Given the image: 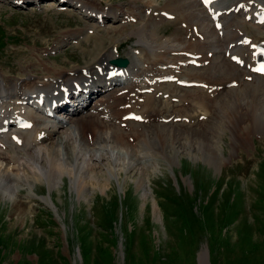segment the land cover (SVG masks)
Returning <instances> with one entry per match:
<instances>
[{
	"label": "rangeland",
	"instance_id": "obj_1",
	"mask_svg": "<svg viewBox=\"0 0 264 264\" xmlns=\"http://www.w3.org/2000/svg\"><path fill=\"white\" fill-rule=\"evenodd\" d=\"M132 1L87 3L100 6L107 2L128 10L134 7ZM154 1L169 9L181 5L177 0ZM53 2L25 8L0 2V73L4 78L8 75L18 81L29 74L46 73V66L55 74L96 62L93 54L100 46L93 49L94 40L76 45L71 39L60 41L64 35H76L75 30L85 34V28L95 22L74 8L60 12ZM130 12L143 18L137 16L139 11ZM125 25L108 23L86 37L102 41V51H110L120 38L123 55L137 38L122 37L123 28L139 30L138 24ZM154 25L149 29L157 36L164 33L162 39L177 34L173 33L174 20ZM169 38L158 42L166 44ZM57 43L59 52L41 54ZM222 58L218 62L227 61ZM206 68L201 74L211 78ZM242 78L238 87L225 89L212 103L197 96L188 98V106L199 109L191 115L205 114L206 105L212 110L210 118L197 127L172 122L147 127L135 124L132 130L145 132L141 139L127 141L129 147L109 143V150L100 148L103 144L86 147L74 120L69 119L67 127L58 128V135L69 134L70 127L78 133L70 141L81 150L77 159H66V148L59 145L60 154L53 159L38 154L39 146L43 150L46 146V152L53 148L57 134L45 145L3 150L0 173L17 179L9 181L6 196H0V264H264V111L251 120L247 101L253 92L241 86ZM43 87L47 86L36 90ZM177 89L173 90L177 93ZM258 96L256 108L264 105V90ZM84 118L76 119L85 122ZM83 128L82 136L88 139L90 133L85 131L94 129L88 124ZM134 131L124 132L128 136ZM118 150L120 158L115 156ZM98 151L106 156L100 158ZM92 152L99 158L92 160ZM89 163L95 166L90 168ZM247 250L250 258L242 255Z\"/></svg>",
	"mask_w": 264,
	"mask_h": 264
},
{
	"label": "bare ground",
	"instance_id": "obj_2",
	"mask_svg": "<svg viewBox=\"0 0 264 264\" xmlns=\"http://www.w3.org/2000/svg\"><path fill=\"white\" fill-rule=\"evenodd\" d=\"M169 1H171V0H169ZM172 1H174V0H172ZM177 1L179 3H181V5L172 9L174 11V13L176 14V17L178 19H180L181 21H186L189 25H192L191 27H193L194 25H197L199 28V31L201 33H203V36H205V39L203 41H199L196 38L194 41H190V42L186 43L185 46L181 47V44L183 43L180 41L182 39V36L180 35V32L177 31V34H175L174 38L170 37L169 40H167L166 44H164L163 46H160V45H162V44H160L162 41L158 42L160 40V38L158 39L157 33L155 31H152V29L151 30L149 29L153 23L151 21H148V23L146 25L143 24V30L141 28H139V30L136 29V32L133 31V33L135 32V34L140 35L139 42H143L144 43V44L142 43L143 45L146 44V45H149L151 49H153V48L155 49V51L153 50L154 56L147 54V52H145L147 55H143V53H142V55L139 56L137 58V60H135L134 58H131L129 66H131L133 69L137 68L139 70V72H138L139 76L140 75H146L148 72H151V71H159V69L155 68L157 63L159 61L164 60L168 56V54H170V53L175 54L176 50H183V51L186 50V51L197 53V52H201L203 49H207V50H214L216 52V54L212 57V60L209 62V65L202 68V69H205L207 67L206 71L208 74L211 75L210 76L211 78L205 77L204 73L201 74L202 73L201 72L200 74L196 75L197 79L191 78V77H188V78L185 77L186 79L196 80V81H204L205 83H208V82L209 83H216L217 82L216 78L222 77V79H219L221 81L223 80L222 83L229 82L232 80L240 81L241 75L243 77L245 74V73H243V71L240 68L236 67L235 65L231 64L228 61H225L224 63L217 61L218 50L222 47V43L219 42L221 40H219V37L214 32V30H212L213 33L210 31V29L212 28L211 24L209 23V19L207 18L206 14L203 13L202 9L200 7L198 8V6H200L198 1L197 0H177ZM255 1H258V2L264 4V0H255ZM146 4L147 3L145 2L143 5H146ZM149 5H152V6L155 5V4H153V0H150ZM189 7H192L193 12H189L190 11ZM162 9H165V8L162 7ZM168 10H171V9H168ZM173 11H171V12H173ZM186 11H188V12H186ZM133 16H135V15H133ZM137 16H140V13H137ZM238 24L240 26H242V28L247 32V34L250 33L249 34L250 36H256V33H255L256 28L255 27H251L248 25V23L243 22V21L239 22ZM125 26H123V27H125ZM187 27H188V25H187ZM123 29H125V28H123ZM146 29L148 30V33H147ZM193 36H195L194 33L190 36L191 40L193 39ZM227 36H228L227 37V41H228V40L233 39L236 35L234 32L230 31ZM183 37H184V35H183ZM88 38H90L91 40H94L95 45H94L93 49H95L97 45L100 46V48L96 51L97 52L96 55L93 54L94 60L96 62L93 64L91 63L90 66H88L89 64L85 65V66H87V68H89L88 72L91 73L95 69V67L97 66L94 64L100 63L98 65H104L103 61L112 58L115 54L111 51H104V50L102 51L101 46H102L103 42L102 41L95 42L96 40H98L97 38H95V37H88ZM217 43H218V45H216ZM171 47H173V48L171 49ZM137 48H139V47H137ZM93 49L91 50V52L93 51ZM140 50L143 51L142 48ZM101 52H102V54H101ZM99 57H101V58H99ZM180 57L181 56L174 55L175 59L180 58ZM147 60L149 61V66H146L144 68L143 64L145 62H147ZM172 63H174V62H172ZM139 64H141V66H139ZM58 70H59V68H58ZM72 70H74V69H70L67 72L61 71L59 73L55 72V74L52 72V74L45 75V76H47V81H43V80L42 81H36V80L30 79L29 81L23 80L22 82H18L19 80L18 81L17 80L12 81L11 79L3 77L4 79H2V82L8 84L7 89L9 90V93L11 95H14L17 99H24L25 96L28 94V91H30V92L36 91L39 93L43 92V91L53 92L54 90L57 89L58 84L68 83L69 81L73 80V77L68 73L69 71H72ZM75 72L76 71H73V73H75ZM30 75L31 74H29V76ZM239 75H240V77H239ZM83 77H85V76L81 72L77 74L78 79L83 78ZM213 78H215V79H213ZM207 79H209L211 81H209ZM39 82H41V83L39 84ZM242 82L243 81L241 80V86H243V87L246 86V88H248L249 90H251V92H253V96H252L251 100L247 101V108L252 113L250 116L251 120L252 119L254 120L256 117L258 118V115L260 114V112L264 111V105H262L259 108H256V104H255V102H256L255 99H257V100L260 99V97L258 95H259L260 91L263 92L264 86H263V83L260 81V77H258V76L253 77V80L251 82V83H255L253 85L249 82H243V84H242ZM220 83H216V84H220ZM41 85H46L47 87L46 88L43 87V88H41V90L37 91L36 89H38V86L41 87ZM12 89H16V91L11 92ZM158 90H160V89H158ZM169 92H170L169 98L166 100H164L162 97L161 98H155L153 95L144 94L143 96L145 98L144 99L145 101L141 105L140 112L142 114H146V116L149 117V119L151 121L159 118V116H161L163 114V112H165L167 115H163L162 117H168L169 114L173 112L172 111L173 107L177 106L171 101V98L173 96H175L178 98L177 102H179V100H180V102L182 101V96L177 95L176 91L172 90ZM261 96H262V94H261ZM131 98H133V96ZM184 99L188 100V98H184ZM156 104H158V109L155 108ZM64 106H68V105L65 104ZM4 111H6V110H4ZM1 113L2 112H0V114ZM82 117H86V118H84L85 120H83L86 123L82 122L81 120L76 119V118H74L72 120H74L73 122L75 123V126L77 127V131L80 134V141L86 147L89 144H93V145L99 144L100 146H101V144H103V147H100V148H103V149L106 148V149L110 150L111 147H110L109 143L115 144L116 147H117V145H123L126 147L130 146V144L125 140L127 137V134L123 133L121 128H119L117 125L112 124V123H115L116 118H114V119H106L104 117L100 118L99 116H96L93 114H87V116H82ZM35 120H36L37 125L33 126L28 131V134L26 133L27 135H30V134L32 135V133H34L35 129H36V130H38V133L41 131L45 132L46 136H45L43 142L46 141L47 139L55 138L54 136H56V134H57L56 138L58 137L56 139L55 145L48 152L45 151V149H47V148H45L46 146L44 147V150H43V148L38 145L39 146V148L37 147V152L39 150L38 154L43 155V153H46L47 157L44 156L45 158L50 159L52 157V159H53L59 153L57 146H56V145H59V146H64L66 148V152H65L66 159L70 160L72 157L74 159L78 158L81 150L80 151L77 150L70 142L73 140V136L78 134V133L74 132V130H73L74 128H71V127L69 128L72 131L69 134H67V132H65L63 135L62 134L63 132H62L58 135V132H59L58 128L63 126L61 121L53 120L51 124H47L46 126H41V120H38V119H35ZM85 124L92 126L94 129V132L92 131V138L90 140L87 138L85 139V137L82 136V132L84 129L83 125H85ZM100 125L103 126L102 130H99ZM158 126H159V124H158ZM141 131L140 130L134 131L133 134L136 135V136L134 135V139H136V140L138 139V141L141 139V137L145 134V132H141ZM139 132H141V133H139ZM122 133H123V135H121ZM131 134H129V135H131ZM33 135L35 136V134H33ZM26 145L30 146L31 141L24 143L22 146L24 147ZM106 146H109V147H106ZM147 146H149V145H147ZM8 147H10V145ZM32 147H33V145H31V148ZM35 151H36V148H35ZM90 152H91V150H90ZM98 153H99L100 158H104L106 156V154H104L103 152L98 151ZM3 154L4 153L0 152V158L1 159H4ZM33 155L34 154H32V157H33ZM97 155L98 154L93 153V152L91 154H89V156H90V158H92V160L96 159ZM115 156H117L116 158L121 157L120 150H118L116 152ZM99 157H97V158H99ZM122 159H124V158H122ZM89 164H90V168H93L95 166V164H93V163H89ZM129 164L134 165V163L132 164V162H130ZM34 176L36 177V174ZM16 179L17 178H14L8 172L7 173H5V172L0 173V196H3V197L6 196V195H4V192L10 188L9 181L13 182ZM10 200H12V199L10 198Z\"/></svg>",
	"mask_w": 264,
	"mask_h": 264
},
{
	"label": "trees",
	"instance_id": "obj_3",
	"mask_svg": "<svg viewBox=\"0 0 264 264\" xmlns=\"http://www.w3.org/2000/svg\"><path fill=\"white\" fill-rule=\"evenodd\" d=\"M244 257H247V258H250V256H251V254L249 253V250H247V254L246 255H244V254H242ZM238 260V259H237ZM243 260V259H242ZM243 261H245V260H243ZM86 264H89V262L87 261L86 262ZM237 264H239V263H237Z\"/></svg>",
	"mask_w": 264,
	"mask_h": 264
},
{
	"label": "snow or ice",
	"instance_id": "obj_4",
	"mask_svg": "<svg viewBox=\"0 0 264 264\" xmlns=\"http://www.w3.org/2000/svg\"><path fill=\"white\" fill-rule=\"evenodd\" d=\"M257 71L264 72V66H262L261 68L257 69Z\"/></svg>",
	"mask_w": 264,
	"mask_h": 264
}]
</instances>
